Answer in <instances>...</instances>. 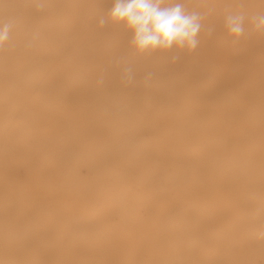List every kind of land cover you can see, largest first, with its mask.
Returning a JSON list of instances; mask_svg holds the SVG:
<instances>
[{
	"label": "bare ground",
	"instance_id": "1",
	"mask_svg": "<svg viewBox=\"0 0 264 264\" xmlns=\"http://www.w3.org/2000/svg\"><path fill=\"white\" fill-rule=\"evenodd\" d=\"M183 2L207 13L205 31L195 52L170 64V53H138L122 25L99 26L112 0H0V18L25 5L17 19L30 30L11 33L0 48L1 251L58 250L56 235L47 244L40 235L59 221L67 225L77 209H86L80 217H96L95 203L122 215L133 188V203L160 201V211L173 210L178 220L185 211L224 219L225 242L246 246L249 264L258 256L264 264V35L252 33L246 21L245 36L233 43L224 28L231 13L249 21L264 13V0ZM148 72L153 75L145 79ZM115 122L135 124L136 148L103 144L101 155L118 157L110 168L105 159L92 160L90 148L66 145L61 152L49 144L60 135L78 136L84 125L98 134L100 124ZM108 131L104 136L116 135ZM143 151L158 161L138 164L134 157ZM68 162L74 173L62 166ZM198 200L203 206L196 207ZM12 257L0 264H28Z\"/></svg>",
	"mask_w": 264,
	"mask_h": 264
},
{
	"label": "rangeland",
	"instance_id": "2",
	"mask_svg": "<svg viewBox=\"0 0 264 264\" xmlns=\"http://www.w3.org/2000/svg\"><path fill=\"white\" fill-rule=\"evenodd\" d=\"M25 11V5L10 8L8 13L0 18V24L11 23L10 34L24 36L30 33L28 28L20 26L17 19L25 14ZM48 39V44L51 45L53 39L52 37H48ZM3 45H0V48ZM157 124L160 127L164 125L163 123ZM134 126V123H102L100 124L101 129L99 128V132L96 134V131L88 129L90 125H84L82 126L84 130L78 136L66 138L64 135H60L54 142L51 140L49 144H58L62 148L61 152L66 145L68 148L75 147L77 151L82 146L86 149L90 148L91 159H105L102 162L107 168H110L118 157L116 155H101L99 148L103 144H107L108 147L113 149H117L118 146L121 148L134 146L135 149L136 145L131 140L133 139L131 129ZM109 127L114 131L113 133H116L113 137L104 136V134H109ZM143 152L142 155L134 157V161L138 164L152 165L156 160L158 161L154 154L148 151ZM126 159L125 157L124 160ZM96 163L99 162L94 161L92 167L100 169L101 167H98ZM62 166L69 170L72 169L69 162L62 164ZM171 167V165H166L167 173L170 172ZM71 172L74 173L73 170L68 173L71 174ZM163 186H165L164 192H169L168 184L162 182L161 187L163 188ZM132 189H127L128 198L131 199L134 198L131 195ZM129 199L123 205L122 215L118 208L110 212H104L100 210V205L95 203L92 205V210L98 213L96 217H80L86 213V209H77L73 219L64 220L67 225L59 221L61 224L57 225L54 231L40 235L44 244L54 240L53 237L56 235L61 246L58 250L48 248L0 250V260L13 258L12 256L17 255L28 264H249L246 246L236 248L225 242L224 232H221V229L224 228V219L194 211H185L183 215L187 217V220L182 216V218L179 216L178 220L174 216L175 212L173 210L171 213L170 211H160V201L152 205H145L139 201L133 203ZM195 203L196 207L203 206L202 200ZM155 214L158 219H156V216L153 218ZM166 217H170V219ZM171 217H174L173 219H176V221L171 220ZM152 219V222H154V219L157 220L156 223L158 222V224H151ZM179 221L181 224H179ZM182 221H185V223ZM154 224L157 225L156 228ZM175 227H177V231L173 230ZM210 229L215 230H213V234ZM204 230H206V233ZM73 241L75 244L72 243ZM74 245L75 247H73ZM196 253L197 255L194 256L193 254ZM23 255L25 256L23 257ZM196 256L200 258V261H197L199 258ZM255 260L256 264H262L261 257L258 256Z\"/></svg>",
	"mask_w": 264,
	"mask_h": 264
},
{
	"label": "clouds",
	"instance_id": "3",
	"mask_svg": "<svg viewBox=\"0 0 264 264\" xmlns=\"http://www.w3.org/2000/svg\"><path fill=\"white\" fill-rule=\"evenodd\" d=\"M206 15L187 10L183 0H112L107 15L100 17L98 24L101 28L122 25L131 33L130 44L138 53H170L169 63L176 64L181 53H193L199 47ZM246 21L252 33L264 35V13L252 16L250 21L243 13H231L225 17L224 28L233 43L245 36ZM11 27V23L0 24V45L8 41ZM214 31V27H207V36ZM123 74L134 76L130 67H125ZM152 75L148 72L144 78Z\"/></svg>",
	"mask_w": 264,
	"mask_h": 264
}]
</instances>
